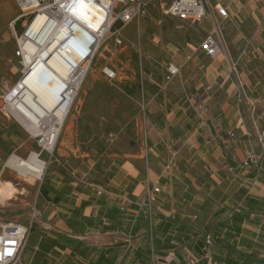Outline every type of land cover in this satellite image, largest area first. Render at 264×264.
<instances>
[{"label":"crops","instance_id":"obj_1","mask_svg":"<svg viewBox=\"0 0 264 264\" xmlns=\"http://www.w3.org/2000/svg\"><path fill=\"white\" fill-rule=\"evenodd\" d=\"M216 4L230 14L229 21L215 18L222 25L217 58L191 52L211 34V20L192 28L170 16L158 20L150 15L155 23L149 25L158 31L162 22L169 24L168 46L157 36L153 41L168 48L169 63L181 70L164 91L159 79H148L156 90L143 96L150 162L144 161L143 150L126 155L121 165H110L112 175L104 185L91 177L93 167L79 170L78 181L65 178L59 167L52 170L41 187L39 216L64 219V243L58 235L49 242L36 237L32 257L25 259L24 252V264L35 258L48 262L55 259L53 252L61 264H153L154 259L166 264L171 252L175 258L170 264H184L201 258L207 236L214 239L212 259L199 264H264V177L241 168L258 149L251 117L264 115V0H209L211 7ZM146 21L136 25L145 27ZM199 38L202 42H195ZM171 156L175 164L166 171ZM92 185L109 194L99 196ZM148 185L162 190L151 219L141 209L121 213L116 196L140 198Z\"/></svg>","mask_w":264,"mask_h":264},{"label":"rangeland","instance_id":"obj_2","mask_svg":"<svg viewBox=\"0 0 264 264\" xmlns=\"http://www.w3.org/2000/svg\"><path fill=\"white\" fill-rule=\"evenodd\" d=\"M7 1L9 2L6 10L3 8L6 0L0 1V180L3 183L11 182L17 188L18 195L7 202L6 206L12 204L10 207L0 206L2 207L0 215L32 227L31 241L25 251L26 259L33 255L36 237L43 236V240L48 242L52 236L64 237L60 234L65 233L62 231L64 219L48 220L46 216H43L44 218L39 216L41 187L47 182L52 170L59 167L64 176L66 175L65 178L78 181L82 171L88 172L93 167L94 172L91 177L104 185L112 175L109 168L114 166L110 165L113 162L115 165H121L129 158L126 155L140 153L143 150L144 161L150 162L144 143V124L148 117L145 116L147 100L143 96L147 95L151 88L149 93L156 91L154 84L148 79L154 81L159 79L160 88L165 82L166 67L171 61L168 54L171 52L166 46L159 47L153 39L157 36L161 43L168 46L171 41L164 40V37L170 26L162 22V28L158 31L149 25L155 23L149 20L150 17L145 22L146 29L141 25L140 30L136 22L130 24L124 31L125 46L118 53L112 51L110 40L105 42L86 75L81 92L70 113V121L63 129L55 150L48 152L45 149V138L36 137L29 131L27 125L14 120L4 104L7 94L23 78L24 65L18 38L24 34L27 25L33 19L31 16L29 19L20 18L21 11L17 1ZM173 1L164 0L161 5L158 1H153L149 12L155 19L166 18L168 15L164 10ZM190 26L194 28L196 24ZM196 37L198 34L194 31L193 38ZM197 40L195 42H202L200 38ZM140 46H142L141 53ZM144 52L150 57L149 59ZM191 52L199 53V47L195 46ZM106 67L116 72V79L109 80L105 76L103 71ZM34 152L39 154L46 164V170L43 181L38 180L30 185L21 175L7 167V163L13 155L27 159ZM61 241L64 243V240ZM52 255L55 259L43 264H61L57 262L58 254L53 252ZM42 261V258L37 261L35 258L29 264H42Z\"/></svg>","mask_w":264,"mask_h":264},{"label":"built area","instance_id":"obj_3","mask_svg":"<svg viewBox=\"0 0 264 264\" xmlns=\"http://www.w3.org/2000/svg\"><path fill=\"white\" fill-rule=\"evenodd\" d=\"M20 11V18L43 19L42 27L48 26L51 22L58 23L59 27L67 29L62 32L63 39L59 40L60 49L71 46L73 50L72 57L76 59L81 55L82 61L91 57L93 51H100L105 42L110 40L112 51L115 53L123 50L125 46L124 31L130 24L148 19L150 4L153 1L163 3L164 0H15ZM83 5V7H81ZM165 14L191 24L199 23L204 20H211L214 27L207 38L201 43L199 50L209 58H217L221 55L222 48L216 39L222 32V25L217 24L216 15L223 21L230 20L228 9L216 4L211 7L209 0H174L170 6L165 8ZM100 20V23H97ZM21 51V49H20ZM141 52V51H140ZM22 58V55H21ZM190 59V58H189ZM70 62V61H69ZM24 65V60H23ZM165 82L161 91L166 90L169 84L180 75V71L175 65L170 63L166 67ZM109 80L117 78L116 72L110 67L103 71ZM240 103L244 99L240 95ZM203 109L201 106L199 107ZM247 113L251 116V109L247 108ZM252 118V127H254L257 142V151L253 150L248 154V158L243 162L241 168L255 169L264 177V115ZM262 123L260 127L258 122ZM174 156H171L166 166L169 171L175 164ZM94 191L103 196L109 194L106 188L101 185H92ZM159 186L148 185L140 198L132 195H117L119 201V210L121 213H130L132 209L144 210L151 219L154 211V204L157 196L161 193ZM32 227L17 222H8L0 219V264H24V252L29 242ZM214 239L212 236L205 238L202 246L201 258L196 260L187 259L184 264H199L200 261H211L212 247ZM173 252L169 253L164 263L170 264L174 260ZM153 264H156L155 259Z\"/></svg>","mask_w":264,"mask_h":264},{"label":"bare ground","instance_id":"obj_4","mask_svg":"<svg viewBox=\"0 0 264 264\" xmlns=\"http://www.w3.org/2000/svg\"><path fill=\"white\" fill-rule=\"evenodd\" d=\"M42 22V18L30 22L18 38L24 60L23 78L7 94L4 104L14 120L27 125L36 137L45 138V149L53 152L100 51H93L85 61L81 55L74 59L71 46L59 47V40L64 37L61 33L67 29L54 22L42 27ZM7 165L30 185L43 181L46 164L36 152L27 159L13 155ZM17 192L11 182L0 180V206L15 199Z\"/></svg>","mask_w":264,"mask_h":264},{"label":"clouds","instance_id":"obj_5","mask_svg":"<svg viewBox=\"0 0 264 264\" xmlns=\"http://www.w3.org/2000/svg\"><path fill=\"white\" fill-rule=\"evenodd\" d=\"M81 7H83V5H81ZM101 21L100 20H97V23H100Z\"/></svg>","mask_w":264,"mask_h":264},{"label":"trees","instance_id":"obj_6","mask_svg":"<svg viewBox=\"0 0 264 264\" xmlns=\"http://www.w3.org/2000/svg\"><path fill=\"white\" fill-rule=\"evenodd\" d=\"M29 240H31V238L29 237Z\"/></svg>","mask_w":264,"mask_h":264}]
</instances>
